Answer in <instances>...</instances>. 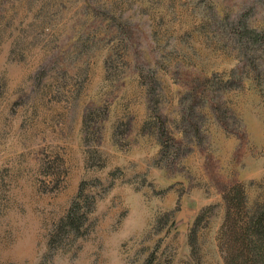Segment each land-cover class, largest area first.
Masks as SVG:
<instances>
[{"label": "rangeland", "instance_id": "1", "mask_svg": "<svg viewBox=\"0 0 264 264\" xmlns=\"http://www.w3.org/2000/svg\"><path fill=\"white\" fill-rule=\"evenodd\" d=\"M236 199L243 234L264 0H0V264H225Z\"/></svg>", "mask_w": 264, "mask_h": 264}, {"label": "trees", "instance_id": "2", "mask_svg": "<svg viewBox=\"0 0 264 264\" xmlns=\"http://www.w3.org/2000/svg\"><path fill=\"white\" fill-rule=\"evenodd\" d=\"M238 205L225 212L221 237V251L225 264H236L240 257L237 245L249 253L251 264H264V202L257 205L248 213L247 221L242 222L239 233L236 220L242 219L241 200L236 199ZM241 242V243H240Z\"/></svg>", "mask_w": 264, "mask_h": 264}]
</instances>
